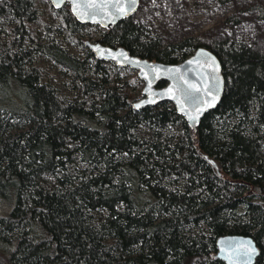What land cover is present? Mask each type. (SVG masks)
I'll use <instances>...</instances> for the list:
<instances>
[{
  "label": "trees",
  "instance_id": "16d2710c",
  "mask_svg": "<svg viewBox=\"0 0 264 264\" xmlns=\"http://www.w3.org/2000/svg\"><path fill=\"white\" fill-rule=\"evenodd\" d=\"M1 20L0 264H223V234L251 236L264 264V53L197 36L164 45L131 16L103 29L47 0H0ZM86 31L162 63L209 49L217 106L194 129L169 103L134 109L127 86L140 80L115 81ZM37 56L70 72L73 98L44 81Z\"/></svg>",
  "mask_w": 264,
  "mask_h": 264
},
{
  "label": "water",
  "instance_id": "95a60500",
  "mask_svg": "<svg viewBox=\"0 0 264 264\" xmlns=\"http://www.w3.org/2000/svg\"><path fill=\"white\" fill-rule=\"evenodd\" d=\"M47 1L53 9L66 3L78 23L110 29L119 20L132 16L139 0H136L134 8H131L128 0H120L123 12L119 10V6L113 8L111 3L105 4V0H95V7L91 6L93 0ZM83 45L95 59L135 72L142 87L140 98L131 103L134 109L169 103L190 128L194 129L203 115L213 110L221 98L224 79L220 63L203 46L195 48L181 61L169 64L131 55L121 46L109 47L98 40H85ZM188 84L197 85L200 91L188 89ZM189 92L198 99L189 98ZM137 105L140 106L136 107ZM214 244V258L223 264H253L258 255V248L249 235L223 234L215 239Z\"/></svg>",
  "mask_w": 264,
  "mask_h": 264
},
{
  "label": "rangeland",
  "instance_id": "374dc122",
  "mask_svg": "<svg viewBox=\"0 0 264 264\" xmlns=\"http://www.w3.org/2000/svg\"><path fill=\"white\" fill-rule=\"evenodd\" d=\"M255 5L261 7L263 15L252 8ZM40 7L46 13V5L41 3ZM131 19L141 25L149 37H158L164 45L197 36L203 42L223 40L228 44H244L264 53V0H139ZM6 25L8 23L1 20L0 30ZM88 34L84 37L85 32L76 33L83 42L100 38V34L94 31ZM51 37L69 54L83 56V49L65 40L62 33L56 31ZM33 64L45 70L44 81L68 97H74L69 71L41 56L35 57ZM118 69L114 80L119 83L136 75L128 68ZM141 87V81H134L127 86L133 94L140 93Z\"/></svg>",
  "mask_w": 264,
  "mask_h": 264
},
{
  "label": "snow or ice",
  "instance_id": "6c2138e0",
  "mask_svg": "<svg viewBox=\"0 0 264 264\" xmlns=\"http://www.w3.org/2000/svg\"><path fill=\"white\" fill-rule=\"evenodd\" d=\"M107 3H111V6L113 8H117L119 6V10L121 12H123V7L120 6V0H114V2H113V0H105V4H107ZM128 3L131 6V8H134L135 7L136 0H128ZM91 6H93V7L96 6L95 0H93V3H92ZM188 89L193 90L195 92H199L200 91V88L197 85H195V84H188ZM169 91H171V89H169ZM188 96H189V98H191L193 100L198 99L197 97L193 96L191 92L188 93ZM139 106L140 105H137L136 107H139ZM193 119H194V117H193Z\"/></svg>",
  "mask_w": 264,
  "mask_h": 264
}]
</instances>
